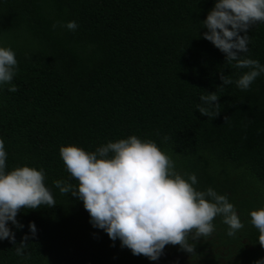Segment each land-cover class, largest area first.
Returning a JSON list of instances; mask_svg holds the SVG:
<instances>
[{"label": "trees", "instance_id": "16d2710c", "mask_svg": "<svg viewBox=\"0 0 264 264\" xmlns=\"http://www.w3.org/2000/svg\"><path fill=\"white\" fill-rule=\"evenodd\" d=\"M215 2L0 0V46L10 47L18 62L12 81L18 90L0 87L6 171L43 168L55 200V207L22 209L23 229L9 222L16 244L0 241V264H144L143 255L94 228L83 202L53 183L78 185L60 157L62 146L94 152L130 136L155 142L185 179L195 174L196 190L226 195L245 226L229 237L216 217V235L246 247L243 264L264 259L249 216L264 207V74L240 90L235 81L248 69L227 63L203 39L201 23ZM69 21L75 31L53 29ZM248 35L247 57L264 64V23ZM221 73L234 82L217 89ZM216 91L219 115L201 116L200 97ZM25 235V255L17 256Z\"/></svg>", "mask_w": 264, "mask_h": 264}, {"label": "clouds", "instance_id": "9594fccd", "mask_svg": "<svg viewBox=\"0 0 264 264\" xmlns=\"http://www.w3.org/2000/svg\"><path fill=\"white\" fill-rule=\"evenodd\" d=\"M257 23H264V0H216L201 23V28L207 29L203 39L225 54L227 63L235 62L236 68L248 69L235 81L240 90H248L264 74V64L246 55L248 32ZM57 26L69 31L78 28L75 21L57 22L53 29ZM17 71L15 52L0 46V87L11 85L7 90L15 93L18 89L12 81ZM220 80L222 85L217 89L234 82L222 73ZM200 101L196 107L201 116L212 119L219 115L217 91L202 95ZM59 151L67 172L78 185L57 180L54 187L62 195L71 194L82 201L92 226L106 232L114 242L119 239L121 246L130 249L134 256L158 261L167 245H179L193 253L192 241L210 237L216 217L227 225L229 237L245 226L226 195L211 187L196 190V175L185 174V179L176 171L174 161L153 141L130 136L108 142L94 152L76 146H62ZM6 161L5 144L0 139V241L15 245V232L9 222L23 229L17 221L22 209L55 207V200L44 183L43 168L23 166L6 171ZM249 216L250 224L258 230V243L264 248V207L251 211ZM28 228L35 237V223L30 222ZM29 239L25 235L15 246L17 256L25 255ZM257 264H264V259Z\"/></svg>", "mask_w": 264, "mask_h": 264}, {"label": "flooded vegetation", "instance_id": "af4514ba", "mask_svg": "<svg viewBox=\"0 0 264 264\" xmlns=\"http://www.w3.org/2000/svg\"><path fill=\"white\" fill-rule=\"evenodd\" d=\"M190 239V238H189ZM191 242V241H190ZM195 251L188 253L179 245H167L158 261H150L144 257V264H236L245 262V248L241 245L232 246L231 243L221 241L214 231L210 237L192 241ZM242 243L246 242L241 240ZM225 243V245H222Z\"/></svg>", "mask_w": 264, "mask_h": 264}]
</instances>
